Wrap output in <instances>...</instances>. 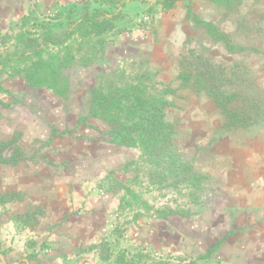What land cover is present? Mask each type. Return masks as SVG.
I'll list each match as a JSON object with an SVG mask.
<instances>
[{"label":"rangeland","instance_id":"obj_1","mask_svg":"<svg viewBox=\"0 0 264 264\" xmlns=\"http://www.w3.org/2000/svg\"><path fill=\"white\" fill-rule=\"evenodd\" d=\"M161 1L73 0L71 5L78 4L60 12L33 9L0 31V167L23 165L35 176L30 190L15 191L10 200L30 199L24 213V207L16 210L29 228L16 247L29 250L19 248L8 258V241L0 240V264H213L163 250L145 256L143 243L130 242L141 225L163 239L161 230L175 224L191 236L193 248L218 238L213 233L223 226L250 264H264V118L222 128L214 102L193 88L197 72L210 63L220 65L241 94L257 86L264 99V0H231L229 7L216 0H178L167 11ZM93 12L97 20L111 19L113 28L73 41L56 87L28 85L20 69L25 54L39 46L42 58L61 57L75 37L62 40L72 23ZM47 32L61 42L44 44ZM181 74L192 76L184 82ZM127 88L168 103L165 116L174 128L168 154L150 157L136 136L129 144H113L105 120L88 115L93 96ZM194 175L198 179L191 181ZM64 179L69 193L89 183L95 206L83 202L80 214L72 209L62 215L52 189H62ZM7 211L0 210V220ZM28 211L33 216L25 217ZM70 214L95 220V238L89 229L56 227ZM229 216L233 221L225 224ZM199 226L208 232L196 233ZM37 228L49 234L37 239ZM39 241L43 245L35 252Z\"/></svg>","mask_w":264,"mask_h":264},{"label":"trees","instance_id":"obj_2","mask_svg":"<svg viewBox=\"0 0 264 264\" xmlns=\"http://www.w3.org/2000/svg\"><path fill=\"white\" fill-rule=\"evenodd\" d=\"M178 0H162L161 8L167 11L173 8ZM219 4L230 6L231 0H216ZM240 2V0H238ZM227 4V5H226ZM113 28L111 19L97 20L96 12L85 13L78 21L72 23V28L67 31L62 40H67L75 35L72 43H67L66 51L61 57L50 54L47 58H42L41 50L34 47V50L25 54L27 57L20 68L25 82L32 87L47 85L56 87L57 76L68 66L72 57V44L77 38H84L90 34L98 35ZM44 44L56 45L61 41H56L49 32L45 33ZM25 52V51H24ZM34 55V56H33ZM33 56V57H32ZM216 68L210 63L204 73L197 72L193 81V88L203 90V92L214 102L215 107L222 116L221 127L227 130L243 127L248 120H256L257 116L264 118L263 96L261 90L255 86V90L250 94H241L237 90L234 80L226 79L220 65ZM221 71V72H220ZM206 72V74H205ZM192 75L181 74V79L185 82ZM197 78V79H196ZM239 81H243L239 79ZM0 82V89H1ZM130 88L117 90L107 95H95L90 101L88 115L101 118L107 123L105 134L108 141L113 144H129L133 137L138 138L150 157H157L160 154H168V146L174 134L172 123L165 116V106L168 104L163 100L152 101L141 98L135 91L129 92ZM234 103H237L235 106ZM250 122V121H249ZM4 158V157H3ZM5 159V158H4ZM15 159V158H14ZM9 157L7 161L15 163L16 159ZM198 179L194 175L192 179ZM17 194L14 191L0 193V204L14 200ZM34 212L25 217L33 216ZM220 241L210 247L201 258H207L216 248ZM141 264H173L167 261H145ZM188 264V263H183Z\"/></svg>","mask_w":264,"mask_h":264},{"label":"crops","instance_id":"obj_3","mask_svg":"<svg viewBox=\"0 0 264 264\" xmlns=\"http://www.w3.org/2000/svg\"><path fill=\"white\" fill-rule=\"evenodd\" d=\"M71 1L73 0H0V31L6 30L10 23H16L20 16L24 17L30 15V13L33 12V9L35 12L39 11L45 13V11L48 9L51 11L60 12V10H63L67 5H70L68 7H74V4H78L73 2L74 4L71 5ZM34 3L36 4L35 7H33ZM20 168L21 170H17V167L14 164H11L8 165V168L5 171H3L5 168L1 169L0 167V174L2 175H0L1 192L21 191L25 193L26 191L30 190L31 180H33V177H35L34 173L30 170V168H25L23 165H21ZM61 185L62 189H59L60 186H58V189L52 190L54 192L55 199H58L61 203L59 205L58 211L61 212L62 215L71 211L72 209L78 210L80 214L83 212V209H80V207L83 205V202L86 204V206L92 204L95 206L93 201L94 193L92 192L94 190L89 183L74 186L70 193L68 192L69 183L67 180L64 179ZM29 200L30 199L27 197V199L25 198L19 201H7L4 204H0V210L4 209L5 206L8 208V213L5 220H0V240H2V242L8 241L7 250L3 253V255H6L8 258L16 257L19 248L22 250H29L27 245H23V247H16L17 243H20L21 240L23 241L27 237V232L29 231V228L22 224L21 218L23 216L20 214L17 216V206L19 208L24 207V213L25 208L29 206ZM100 206V203L96 204V209H94L92 212V219H97L98 216L96 213L102 210L101 208H98ZM79 214H70L65 218L63 217L61 222H57L56 227L59 226L62 231H70L72 228L73 230H81V232H86L88 231L87 229H89L93 233V236L91 237L95 238L94 233L96 228L93 224L95 223V220L94 222H86L79 216ZM51 217L53 218L54 215L50 216L49 218ZM48 220L49 219L46 218L43 221L48 222ZM232 221L233 219L229 216V219L225 222V224H230ZM44 222L41 220L39 224ZM176 225L177 224L174 225L175 229H172L171 226H168L167 228L166 225L165 227L163 226L164 228L161 230V235L164 236L163 239H161V236L156 229L154 231V229L151 228L149 233L148 230H146V228L141 225L140 228L137 229L140 230L139 236L133 237V240L130 242H134L136 244L143 243L142 246L145 248L143 249L142 247L140 251L146 252L147 254L145 256H153L156 250H163L167 251L168 256L174 258L187 257V260L184 261H190L195 257L205 260L206 258H201L200 256L205 254L210 247L215 245L216 242L220 241L216 248L207 257L210 259V262L215 264V259L222 258L218 264H250L248 262L249 259L244 257L246 255H241L239 245L234 244L231 241L233 238L237 239V237L229 231H226L225 227L223 228V226H220L217 228L216 233L213 234H217L218 238L214 239L212 242L210 241L204 246V248L200 245L199 247L193 248L191 246V236L187 235V232L183 230L182 226ZM202 228V226H199L198 230L200 231H197L196 233L201 234V232H208V226H206L205 229ZM34 230L38 235L40 234V236H37V239H41L43 235L49 234L48 231L41 232L38 228ZM80 237L83 236L81 235ZM42 245L43 244L41 241H39L37 244H35L32 250L34 251L35 249V252H38ZM13 263H16V260H14Z\"/></svg>","mask_w":264,"mask_h":264}]
</instances>
